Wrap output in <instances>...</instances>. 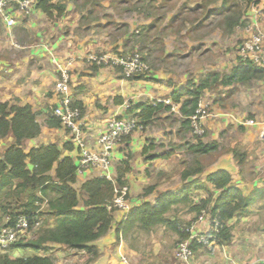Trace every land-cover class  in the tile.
I'll return each mask as SVG.
<instances>
[{"label": "crops", "instance_id": "crops-1", "mask_svg": "<svg viewBox=\"0 0 264 264\" xmlns=\"http://www.w3.org/2000/svg\"><path fill=\"white\" fill-rule=\"evenodd\" d=\"M171 1L163 0L164 3ZM62 3L65 8L59 16H55L54 8L50 9L52 15H49L37 6L30 16L18 20L11 28L0 19V102L8 101V107L29 105L40 127L38 136L25 139L21 148L27 151L38 144L54 143L62 150V156H69L77 163L78 149L70 141L67 131L48 124L51 108L58 101L54 92L58 64L70 61L68 95L82 108L83 130L90 149H99L97 138L106 130L110 119L126 116L131 107L152 105L155 108L149 115L142 113L143 129L133 130L114 148L110 167L104 171L107 176H103L98 168L82 173L76 171L72 187L80 194L79 207L84 208L82 202L87 198L80 188L93 177H105L114 186L120 183L128 186L131 207L144 202L154 205L160 194L176 193L184 186L188 187L187 196L195 200L187 207L193 211L192 219L199 215L195 213V206L203 200H207L203 209L212 210L217 196L225 188H237L248 203L225 220L230 239L210 249L197 243L190 264H264L263 80H256L260 83L259 89L253 88L247 101L241 100L246 104L243 109L248 115L234 107V100L220 103L208 97L210 115L203 121L205 132L201 137H193L190 133L186 121L191 115L190 106L186 107V112L180 110L189 95L183 93L174 101L176 94L189 83L199 84L200 80H206L209 86L216 81L212 75H231L237 66V50L223 46L222 37L228 38L231 44L230 40L235 42L234 36L240 39L246 36L247 26L248 29L254 27L264 31V0L244 3L241 17L244 21L234 25L231 32L221 26L222 21L225 26L223 17L228 13L224 0H181L176 6L155 3L153 13L137 2L134 10L141 11L147 23L137 21L135 16H125L124 20L131 21L132 27L137 24L147 26L148 32L157 25L162 26L165 32L157 38L165 42L178 36L179 43L175 47L181 46L183 55L180 62L166 56L164 67L151 68L150 74L133 79L125 78L116 67L96 66L84 60L88 52L101 53L112 49L123 52L121 40L124 38L99 30L107 26L106 22L96 19L88 2H85L86 12L77 9L76 5L82 4L81 1ZM49 4H55V1H49ZM116 13L121 19L122 13ZM135 33L141 35L139 30ZM165 49V54H172L167 46ZM193 52L197 53L193 56ZM191 76H194L193 80ZM208 86L203 92H207ZM14 143L11 133L0 137V156ZM175 143L193 147L190 161L180 159L183 154L178 150L172 153ZM208 144L215 147L200 150L201 146ZM174 154L179 156L178 164L173 161ZM219 171L230 174V182L225 188H215L208 180V176ZM50 173L54 175V167ZM191 188L195 189L190 191ZM29 193L31 191H25L13 197L12 187L0 181V220H3L0 227L11 218L8 207L24 204ZM39 196L47 198L42 194ZM45 203L39 207L44 218L43 228L53 227L55 217ZM124 214L122 210L111 213L112 223L108 231L89 243L95 247L94 253L46 243L42 248L47 251L39 250L38 254L52 257L54 264H119L121 256H126L129 264H177L172 255L173 239L178 234L169 226L158 225L147 231L135 223L120 233L117 241L115 230ZM164 216L174 220L171 218L174 215ZM209 227V219L198 221L193 225L192 234L206 232ZM7 253L10 258H26L37 252L29 247H15Z\"/></svg>", "mask_w": 264, "mask_h": 264}, {"label": "trees", "instance_id": "trees-1", "mask_svg": "<svg viewBox=\"0 0 264 264\" xmlns=\"http://www.w3.org/2000/svg\"><path fill=\"white\" fill-rule=\"evenodd\" d=\"M243 1L248 4L250 0ZM38 6L49 15H52L50 9L54 8L56 10L55 16L61 15L65 8L64 5L59 3L49 4L45 7L39 4ZM227 10L228 13L223 17L224 25L225 30L231 32L234 25L239 24L242 16L232 6L228 7ZM118 70L122 73L121 68H118ZM149 72L150 70L144 74L146 75ZM144 74L133 75L130 79L144 77ZM234 78L238 80H264V69L251 64L247 67L237 64L224 83H228ZM206 86H208L206 80H200L199 84L189 83L186 88L179 91L174 97V101L183 93L190 97L182 102L180 110L186 112V107L190 106L192 113ZM74 105L80 109L82 116V108L79 105ZM8 106V101L0 102V137L11 133L15 138V143L9 146L3 155L0 156V181L2 184L6 183L12 187V192L15 195L13 197H17L25 191H31V194L29 193V198L24 204L8 207L11 209V218L0 229L11 225L18 214H26L29 217V230L36 225V222L40 223L41 227L33 238L25 237V240L22 238L23 240L18 239L12 243L8 250L0 255V264H54L52 257H47L46 254H38L39 250H43L44 253L47 251L46 248H42L46 243L60 244L73 250L84 249L87 253H94L96 249L89 243L103 236L108 231L112 223L111 213L117 210H108L106 204L113 198L115 188L125 184L120 183L114 186L111 181L104 177H93L85 181L80 191H83L87 198L82 202L84 208H80V194L72 187L77 163H74L69 156H62V150L54 143L38 144L27 151L21 148L25 139H32L38 136L40 127L36 123L29 105ZM128 110H130V113L135 112V115L142 122V113L149 115L155 108L152 105H141L140 108L131 107ZM208 113L210 114L209 107ZM186 121L189 124V119ZM48 124L53 127H61L58 119L52 116L51 112ZM214 147L215 145L208 144L201 146L200 150L208 151ZM52 167H54V175L50 173ZM208 180L215 188H225L230 182V174L226 171H219L208 176ZM187 191L188 188L184 187V189L176 193L164 192L158 196L154 205L144 202L137 207L130 206L128 211H124V218L116 227V240L120 239V233L129 229L135 223H137V226L147 230L156 225H166L172 230L178 231L179 224L164 215L173 203L186 198ZM32 192H38V194ZM39 194L47 196V198L44 199ZM127 196L126 198L128 199ZM43 202H46L48 210L55 217V225L53 227L43 228V219L39 213V207ZM206 203L207 200H203L196 207L197 211L201 206L204 207ZM247 203L248 200L244 198L237 188L228 187L217 196L210 214L220 220H227L233 216L235 211L247 205ZM10 204L11 202L6 203V206ZM18 207L19 211H17ZM230 237L227 226L225 227L223 224L219 233L218 244L229 240ZM196 245L197 243L193 239L190 243V248L193 250ZM15 247H29L37 253L26 258H10L7 251Z\"/></svg>", "mask_w": 264, "mask_h": 264}, {"label": "built area", "instance_id": "built-area-1", "mask_svg": "<svg viewBox=\"0 0 264 264\" xmlns=\"http://www.w3.org/2000/svg\"><path fill=\"white\" fill-rule=\"evenodd\" d=\"M36 0H0V19L7 28L13 27L18 20L30 16L35 8ZM246 36L239 43L237 50V64L247 67L249 64L264 69V31L259 28H246ZM84 60L97 66H111L121 68L125 78L139 76L149 70L148 64L142 60L138 54H120L117 52L104 51L101 53L88 52ZM70 61L66 64H58V78L54 84V92L58 97L57 103L51 108V114L58 119L61 128L68 133V137L78 149L76 171L82 173L86 170L98 168L107 176L106 171L111 164V153L119 144L121 138L130 134L133 130L143 129L142 122L135 115L129 113L121 118H112L107 122L106 130L97 138L98 150H92L87 146L83 121L80 109L73 104L68 95L70 81ZM207 100L199 98L196 107L188 117L190 131L193 135L202 136L204 134V119L209 116ZM105 178V177H104ZM113 198L106 204L110 211L113 209L128 211L130 204L126 195L128 188L126 185L117 187L114 190ZM208 218L210 227L206 232L192 235L191 238L199 245L208 249L218 242L220 230L223 222L213 215H208L202 210L195 223ZM30 219L26 214H18L11 225L0 229V251L6 250L12 243L16 242L23 231H28ZM192 228V226H191ZM190 231V228H186ZM192 249L187 241H179L175 248V257L182 263L190 264ZM232 261V260H231ZM119 264H129L126 257H122ZM251 264V263H243Z\"/></svg>", "mask_w": 264, "mask_h": 264}, {"label": "rangeland", "instance_id": "rangeland-1", "mask_svg": "<svg viewBox=\"0 0 264 264\" xmlns=\"http://www.w3.org/2000/svg\"><path fill=\"white\" fill-rule=\"evenodd\" d=\"M49 1H52V0H41V2L39 0L40 3L38 2V0H36L35 8L38 6V4L45 7V6L49 5ZM54 1H55V4L59 3L61 5H64V3H62V2L73 4L77 0H54ZM78 1L82 2V4H80L79 6L76 5L78 7L77 9L79 12H86L85 2H88L89 6L93 10L94 15L96 16V19H99V20L102 19L106 22L107 26L104 28H99V30H106V31L110 32V35L111 34L121 35L124 38L121 40V43H123V48H122V49H124L123 52H121V51H115V52L120 53V54H124V55H126V54H132V55L138 54V55H140L142 60H144L148 64L150 72H152L153 68L155 69V68L162 67V66L164 67L166 62L163 63V59L166 56H170V57H168V59L170 58L171 60H174V61L176 60L177 62H180L181 55H183V50H181V46H179L178 48L175 47L176 44L179 43V37L178 36L173 38V40L167 39L165 42H163V40L157 38L159 35H161L165 32V30L162 26L156 24L157 26L151 32H148L147 26L144 27L142 24H137L136 26L132 27V25L130 24L131 21L129 23H127V21L124 20V18H125V16H130V17L135 16L136 18H138L137 21H140V22L144 21L145 23H147V20H144L145 16H143L142 12L134 10V4H136L137 2L144 4L145 7L147 9H149V12L153 13L155 3H158V5L159 4H161V5L172 4V6H176L178 3L181 2V0H178V1L172 0L171 2H166V3H164L163 0H160L159 2L154 1V0H128V2H126V0H124V1H122V0H78ZM224 2L227 3L228 7L232 6L238 12V14H240V16L243 15V12H244V1L243 0H224ZM118 8H121V10L120 11L117 10ZM114 11H116L118 13H122L120 15L121 19L118 17L117 13ZM242 21H244V20L241 18L239 23ZM150 25L151 24H149L148 26H150ZM240 25H242V24H240ZM221 26H222V29H225V26L223 27V21H222ZM137 30H139V32H141V35L135 33V31H137ZM234 38H235V42L233 41V43H232V40H230L231 44H229L228 43L229 39L228 38L224 39L222 37L221 44L223 46L226 45L229 48L233 47V48H236V50H238L239 43L242 41V39H240V37L236 38L235 36H234ZM166 46L171 50L172 54L170 52L165 54ZM107 51H109L111 53L114 52L113 49L107 50ZM196 53L197 52H193L192 55L194 56ZM168 59H167V62H168ZM146 72H148V70ZM224 75H226V74L221 73L218 75H212L211 76V77H215L216 81L209 83L207 92L201 93V95H202L201 99L202 100H210V98L208 99V97L211 96V99L213 98L212 100L219 101L220 103H222L221 101H224V100H234V107L239 108L238 109L239 111L244 110L245 114L248 115L247 110L243 109L246 107V104H245V102H243L241 100L247 101L248 100V93L252 92L253 88L259 89V87H258L260 84L259 81L255 80L253 82H250L249 80H238V79L234 78L227 85L224 82L227 81L228 76H224ZM144 76H145V74H144ZM191 77L192 78H190V79L193 80L194 76H191ZM208 78L210 80V77H208ZM192 80H190V81H192ZM263 82H264V80H263ZM196 85H197V83H196ZM205 94H208V95L206 96ZM261 94L264 95V93H261ZM236 100H240V101H236ZM207 104L210 107V104L208 103V101H207ZM240 105H243V107H240ZM190 133H191V131H190ZM128 135L123 136L120 141H122ZM191 135L193 137H199V136L193 135L192 133H191ZM191 149L193 150V147H191L190 145H186L184 143H182V144L175 143L172 145L171 150H172V153L179 151L181 154H183V155H181L180 159L188 162L191 159V154H192L190 152ZM128 159L130 160V158H128ZM178 159H179V156L174 154L173 155V161H176V163L178 164L180 162ZM184 187H183V189H184ZM193 189H195V188H191L190 191H193ZM188 191H189V189H188ZM185 197H186L185 199L179 200V201L173 203L165 213L169 217L174 215L171 218H173L174 221L179 224L178 231H176V233L178 235H177V237L175 236V238L173 239L174 242H173V255H172L174 257V259L179 263H182V262H181V260H179L175 257L176 245L179 241H187L190 245L191 241L193 240L191 238V236L193 235L192 234L193 225L195 224V219H196V218L195 219L191 218L193 216V211H190L187 208L188 206L193 205V202L195 200L190 198V196H187V194ZM127 201L129 204L131 203L129 198ZM199 205H197V206H199ZM130 206H131V204H130ZM197 206H195V207H197ZM2 207H3V205H2ZM195 207H192V208H195ZM242 207H245V206H242ZM196 210H197V208H196ZM202 210H205L207 212V214L210 215V210H208L206 208L203 209V206H201V209H199L195 213L199 214ZM17 211H19V207H18ZM206 219H208V218H206ZM224 220H226V219H222L223 224L226 227ZM2 222H3V220H0V224ZM35 224L36 225L32 226L30 230L23 231V233L20 235L19 240L22 238L24 239L25 237H28V236L34 237L35 234H37L36 232H38V229L41 227L40 223L38 224V222H36ZM157 226L158 225L153 226V227H151V229L154 227H157ZM191 226H192V228H191ZM186 228H190L189 229L190 231H187ZM185 235H188V236L183 237ZM6 250H8V248ZM6 250L2 251V253L0 255L4 254L6 252ZM192 252H193L192 258H193L194 257V251L192 250ZM122 257H126V256H121L120 260ZM192 258L190 259V261L192 260Z\"/></svg>", "mask_w": 264, "mask_h": 264}]
</instances>
